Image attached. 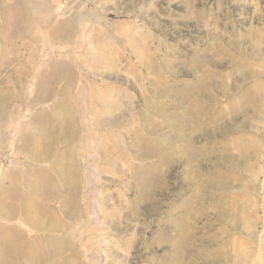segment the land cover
I'll list each match as a JSON object with an SVG mask.
<instances>
[{"label":"rangeland","instance_id":"1","mask_svg":"<svg viewBox=\"0 0 264 264\" xmlns=\"http://www.w3.org/2000/svg\"><path fill=\"white\" fill-rule=\"evenodd\" d=\"M0 264H264V0H0Z\"/></svg>","mask_w":264,"mask_h":264},{"label":"bare ground","instance_id":"2","mask_svg":"<svg viewBox=\"0 0 264 264\" xmlns=\"http://www.w3.org/2000/svg\"><path fill=\"white\" fill-rule=\"evenodd\" d=\"M60 34L62 35V34H64V32L62 33V31H61ZM59 36H60V35H59ZM64 74H66V73H64ZM60 75H62V74H59V75L57 76V79L60 78ZM67 75H68V74H67Z\"/></svg>","mask_w":264,"mask_h":264}]
</instances>
